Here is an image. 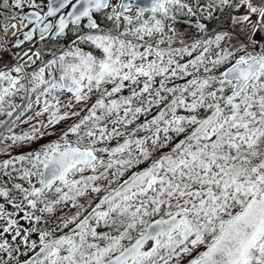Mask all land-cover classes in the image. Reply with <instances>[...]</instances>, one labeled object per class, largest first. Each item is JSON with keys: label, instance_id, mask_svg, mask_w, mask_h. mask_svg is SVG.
I'll return each mask as SVG.
<instances>
[{"label": "snow or ice", "instance_id": "obj_1", "mask_svg": "<svg viewBox=\"0 0 264 264\" xmlns=\"http://www.w3.org/2000/svg\"><path fill=\"white\" fill-rule=\"evenodd\" d=\"M0 264H264V0H0Z\"/></svg>", "mask_w": 264, "mask_h": 264}]
</instances>
